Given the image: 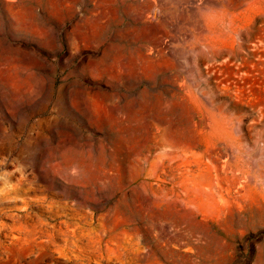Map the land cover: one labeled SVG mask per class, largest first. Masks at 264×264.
Wrapping results in <instances>:
<instances>
[{
    "label": "rangeland",
    "instance_id": "obj_1",
    "mask_svg": "<svg viewBox=\"0 0 264 264\" xmlns=\"http://www.w3.org/2000/svg\"><path fill=\"white\" fill-rule=\"evenodd\" d=\"M20 172L0 264H264V0H0V191Z\"/></svg>",
    "mask_w": 264,
    "mask_h": 264
},
{
    "label": "bare ground",
    "instance_id": "obj_2",
    "mask_svg": "<svg viewBox=\"0 0 264 264\" xmlns=\"http://www.w3.org/2000/svg\"><path fill=\"white\" fill-rule=\"evenodd\" d=\"M7 2H10V1H7ZM42 173H44V166L43 165L40 166V169L38 170L37 176L41 177ZM14 175L15 174H12L9 177L13 178ZM20 177L21 178L17 179V183L10 184V185L6 186L5 188H3L0 191V197H1L2 201H5L7 199L18 200L19 198H22V199H20V201L23 204V206L17 208V210H19L20 212H24V211L26 212L31 207V201L34 200V198L30 196V193H35L36 191L34 189L33 183L30 181L29 178L25 177V175L22 172H20ZM45 200H46V198H44V197H40L37 199V201L40 203L44 202ZM48 208L52 210L53 206H48ZM27 218L28 217H26L25 220H23V219L15 220L14 219L12 221V224L10 226H7V229L12 234L13 233L25 234L28 237H34L38 233L47 236V233H45L42 229L43 224H44V220L42 219L41 216H39V219H40L39 224L37 222L35 223L33 219H27ZM72 233L74 235L71 238H73L72 243L74 244L75 242H77V240H76L77 236L75 234V231H72ZM66 241L68 242L69 239Z\"/></svg>",
    "mask_w": 264,
    "mask_h": 264
}]
</instances>
